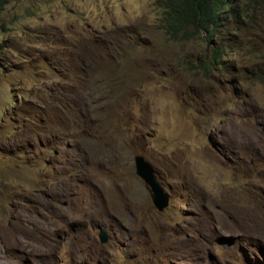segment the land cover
<instances>
[{
	"label": "rangeland",
	"instance_id": "374dc122",
	"mask_svg": "<svg viewBox=\"0 0 264 264\" xmlns=\"http://www.w3.org/2000/svg\"><path fill=\"white\" fill-rule=\"evenodd\" d=\"M251 16L208 42L175 43L156 0H7L8 263L264 264V10ZM219 42L220 60L199 71ZM134 155L168 195L161 212Z\"/></svg>",
	"mask_w": 264,
	"mask_h": 264
},
{
	"label": "trees",
	"instance_id": "16d2710c",
	"mask_svg": "<svg viewBox=\"0 0 264 264\" xmlns=\"http://www.w3.org/2000/svg\"><path fill=\"white\" fill-rule=\"evenodd\" d=\"M6 3L7 0H0V12ZM156 4L160 9L162 33L167 41L175 43L197 39L208 42L218 37L222 28L229 24L236 27L243 20L250 21L255 10H264V0H156ZM4 29L0 22V31ZM225 33H228L227 29ZM223 49L221 42L211 47L210 57L201 58L197 69L203 73L212 69L220 60ZM87 84L91 96L98 97L95 82L87 80Z\"/></svg>",
	"mask_w": 264,
	"mask_h": 264
},
{
	"label": "water",
	"instance_id": "95a60500",
	"mask_svg": "<svg viewBox=\"0 0 264 264\" xmlns=\"http://www.w3.org/2000/svg\"><path fill=\"white\" fill-rule=\"evenodd\" d=\"M134 174L143 182L144 188L149 193L151 205L157 212H161L168 203V195L157 182L154 170L141 155H134L132 158ZM97 240L100 244L107 241V233L98 229Z\"/></svg>",
	"mask_w": 264,
	"mask_h": 264
},
{
	"label": "bare ground",
	"instance_id": "6f19581e",
	"mask_svg": "<svg viewBox=\"0 0 264 264\" xmlns=\"http://www.w3.org/2000/svg\"><path fill=\"white\" fill-rule=\"evenodd\" d=\"M2 251L0 250V260L1 264H10L7 262V259H5V255L1 253Z\"/></svg>",
	"mask_w": 264,
	"mask_h": 264
},
{
	"label": "flooded vegetation",
	"instance_id": "af4514ba",
	"mask_svg": "<svg viewBox=\"0 0 264 264\" xmlns=\"http://www.w3.org/2000/svg\"><path fill=\"white\" fill-rule=\"evenodd\" d=\"M67 147V146H66ZM54 154L56 155L57 154V152L56 151H54Z\"/></svg>",
	"mask_w": 264,
	"mask_h": 264
}]
</instances>
